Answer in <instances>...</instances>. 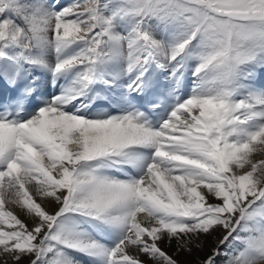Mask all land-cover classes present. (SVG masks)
Here are the masks:
<instances>
[{
	"label": "snow or ice",
	"instance_id": "6c2138e0",
	"mask_svg": "<svg viewBox=\"0 0 264 264\" xmlns=\"http://www.w3.org/2000/svg\"><path fill=\"white\" fill-rule=\"evenodd\" d=\"M264 264V0H0V264Z\"/></svg>",
	"mask_w": 264,
	"mask_h": 264
},
{
	"label": "bare ground",
	"instance_id": "6f19581e",
	"mask_svg": "<svg viewBox=\"0 0 264 264\" xmlns=\"http://www.w3.org/2000/svg\"><path fill=\"white\" fill-rule=\"evenodd\" d=\"M65 2H68V0H65ZM162 247H164V250L170 255H174L175 258L179 261V264H196L197 260L199 258H202L207 250L205 249V252L194 250L191 254L183 252L177 254L175 242H173L170 246L162 245Z\"/></svg>",
	"mask_w": 264,
	"mask_h": 264
}]
</instances>
